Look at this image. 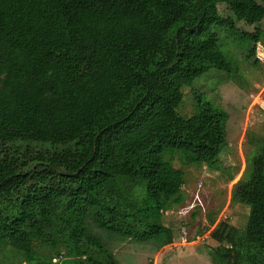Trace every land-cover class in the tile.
Returning <instances> with one entry per match:
<instances>
[{"label":"trees","instance_id":"16d2710c","mask_svg":"<svg viewBox=\"0 0 264 264\" xmlns=\"http://www.w3.org/2000/svg\"><path fill=\"white\" fill-rule=\"evenodd\" d=\"M263 16L264 0H0V264H122L114 248L171 244L144 196L175 199L174 154L227 151L228 113L179 116V90L229 72L220 32L264 47L236 26ZM248 144L229 192L244 225L206 215L214 264H264V137Z\"/></svg>","mask_w":264,"mask_h":264},{"label":"rangeland","instance_id":"374dc122","mask_svg":"<svg viewBox=\"0 0 264 264\" xmlns=\"http://www.w3.org/2000/svg\"><path fill=\"white\" fill-rule=\"evenodd\" d=\"M236 26L258 34L264 31V16L256 22L242 19ZM217 49L229 61V72L209 69L189 86L181 87V102L175 112L190 117L196 112L197 101L223 109L228 113L227 151L220 154L217 165H209L202 157L172 156L171 165L182 176L175 199L164 204L158 195L146 194L142 203L160 225L157 241L164 242L170 234L173 241L156 252L140 246L114 248L122 264H214L208 254L212 244L205 243L210 230H205L206 215L213 214L215 220L226 218L237 228L245 223L247 208L230 206L229 192L243 169L245 151L250 150L249 137H264V47L220 32ZM199 231L202 233L197 236ZM104 241L114 245L116 240Z\"/></svg>","mask_w":264,"mask_h":264},{"label":"built area","instance_id":"2783aa9c","mask_svg":"<svg viewBox=\"0 0 264 264\" xmlns=\"http://www.w3.org/2000/svg\"><path fill=\"white\" fill-rule=\"evenodd\" d=\"M194 199H197V198H194ZM197 204L200 205V202H197ZM197 204L195 203V205H197ZM192 206H194V205H192ZM192 206H191V208H192ZM200 207H202V205H200Z\"/></svg>","mask_w":264,"mask_h":264}]
</instances>
